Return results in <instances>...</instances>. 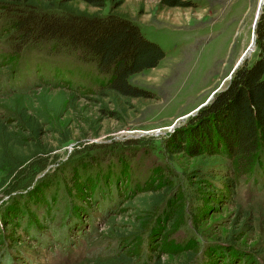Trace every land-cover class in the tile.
Listing matches in <instances>:
<instances>
[{
    "label": "rangeland",
    "instance_id": "1",
    "mask_svg": "<svg viewBox=\"0 0 264 264\" xmlns=\"http://www.w3.org/2000/svg\"><path fill=\"white\" fill-rule=\"evenodd\" d=\"M181 1L189 5L167 6L158 0H124L119 7L118 12L136 24L145 39L161 48L163 57L156 66L127 77L130 85L149 92L151 98H131L129 104L119 102L126 109L125 115L117 119L104 114L96 125L99 131L95 137L90 134L83 137L88 128L78 117L94 118L102 114L98 112L100 101L91 98L89 92L103 85L105 77L91 64L79 62L61 52L49 54L45 47L33 45L16 58H8L5 57L7 46L3 44L4 39H0V113L7 114L19 105V99H11L13 93L24 91L30 94L35 105L41 97L57 99L63 95L66 99L63 105L75 109L64 112L62 117L50 116L55 124L57 121L63 126L70 123L67 129L71 140L56 150L60 154L59 161L64 160L80 141L103 143L152 135L158 137L150 149L154 161L168 165L166 177L173 184L184 180L182 172L202 160L181 152L168 161L162 148V137L183 125L191 112L200 108L210 96L215 97L226 88L234 71L242 65L249 67L260 57L261 51L254 44L251 52L234 69L250 42L258 0ZM73 3L88 12L95 10L79 0ZM103 101L108 111L113 110L112 100ZM136 105L141 106L137 111ZM45 139L54 143L52 135L47 134ZM141 150L134 151L139 153L138 158L123 161L109 158L99 165V170L91 171L90 194L81 188L74 196L68 194L63 188L66 182H62L57 195L54 192L44 195L41 209L27 207L24 213L28 219L23 221L28 236L19 228L16 219L6 220L0 230V264H94V261L112 264L111 258L117 254L130 257L136 264H151V252L162 264H222L220 257L215 258L203 250L210 241L224 237L234 219L233 208L228 202H222L210 212L198 202L199 199L187 200L186 194L190 192L192 195L190 186L193 181L179 186V193L183 191L185 195L182 196L186 198H183V207L188 205L189 212L195 215L196 233L204 241L196 239L194 248L187 246V253L194 254L192 261L188 263L183 259L185 252L175 245L172 229L164 236V242H159L158 248L149 245L147 249L144 236L120 237L126 235V229L133 222L138 190L154 179L150 175V161ZM213 160L224 173L231 169L229 160L216 156ZM261 163V170L243 177L236 183L234 191L235 203L249 209L254 219L253 231L236 243L238 249L233 250L234 255H246L252 259L254 255L259 256L258 263L251 259L240 264H264V177L257 185L264 175V157ZM46 171L39 173L32 185H38L37 179ZM214 178L220 180L218 175ZM1 196L0 192V206L13 200ZM181 216L179 231L193 237L192 230L184 222V209ZM39 238L41 242L38 243ZM233 258L230 256L228 264H236L238 258Z\"/></svg>",
    "mask_w": 264,
    "mask_h": 264
},
{
    "label": "trees",
    "instance_id": "2",
    "mask_svg": "<svg viewBox=\"0 0 264 264\" xmlns=\"http://www.w3.org/2000/svg\"><path fill=\"white\" fill-rule=\"evenodd\" d=\"M73 1L0 0V39H4L3 44L7 46L5 57L16 58L27 48L37 45L45 47L49 54L61 52L79 62L91 64L98 74L105 77L103 85L89 92L91 98L100 101L98 112L102 114L94 118L87 115L78 117L90 129L83 133V137L88 134L95 137L99 131L96 125L104 114L117 119L125 115L126 109L119 102L129 104L131 98H151L149 92L130 85L127 77L156 66L163 57V51L145 39L137 25L118 12L124 0H79L94 7L92 12L79 9ZM158 2L167 6L189 5L181 0ZM254 31L260 57L249 67L242 65L234 71L226 88L198 108L194 115L188 116L183 125L162 137V148L168 161L181 152L202 160L182 172L184 180H178L176 184L166 177L168 165L156 163L150 155V149L158 138L152 135L103 143L80 141L64 160L59 161L60 154L56 150L71 140L67 129L70 123L63 126L57 121L55 124L50 116L62 117L64 112L74 107L63 105L66 100L63 95L57 99L41 97L35 105L30 94L24 91L13 93L11 99H19V105L7 114L0 113V192L2 198L9 196L8 199H13L0 206V230L6 225V220L16 219L19 228L28 236L23 221L28 219L24 213L27 207L41 209L44 195L47 192L57 195L62 182H66L67 186L63 188L68 194L74 196L80 188L90 194L93 184L91 171L99 170V165L109 158H119V161L136 158L139 153L134 151L142 149L140 152L150 161V175L157 179V183L153 179L138 190L133 222L126 229V235L120 237L144 236L147 249L149 245L158 248L159 242L163 243L164 236L172 229L175 245L185 252L183 259L188 263L192 261L194 254L187 253L186 248H194L196 239L202 241V238L196 233L195 215L189 212L188 205L183 207V198H186L182 196L183 191L182 194L179 191L183 182L193 181L190 186L192 195L188 192L187 200L199 199L198 202L210 212L222 202H228L234 211L231 227L224 237L210 241L203 251L215 258L220 257L222 264H228L230 256L234 260L238 258L236 264L250 261L252 257L237 256L233 251L238 249L236 243L254 228L251 211L235 203L234 191L236 183L243 177L261 170L264 157V3ZM107 99L114 102L113 110L106 109L103 100ZM140 107L136 105L135 111ZM47 134L54 136V143L46 141ZM214 156L229 160L231 169L224 173L213 160ZM49 165L52 166L46 169ZM44 171L37 179L40 183L32 185L34 178ZM216 175L219 181L214 178ZM29 202L33 204L29 205ZM181 206L185 213L184 222L192 230L193 237L178 229L182 220ZM154 254L150 253L153 256L151 264H162ZM258 257L254 255V263H258ZM111 261L112 264H136L123 254H117Z\"/></svg>",
    "mask_w": 264,
    "mask_h": 264
},
{
    "label": "water",
    "instance_id": "3",
    "mask_svg": "<svg viewBox=\"0 0 264 264\" xmlns=\"http://www.w3.org/2000/svg\"><path fill=\"white\" fill-rule=\"evenodd\" d=\"M263 3H264V0H259L258 3H257L256 13H255V16H254V20L252 22V35H251L250 42H249L247 48L242 53V55L239 58L238 62L234 66V69L240 64V62H242V60L247 56V54H249L251 52V50H252V48H253V46L255 44V33H254V29H255V26H256V22H257L258 16H259V14L261 12V8H262ZM210 98H211V96L209 97L208 101H206L201 106H204L205 104H207L209 102ZM197 110H198V108H196L193 112H191L190 115H194ZM185 117L186 116H184L183 118H185Z\"/></svg>",
    "mask_w": 264,
    "mask_h": 264
},
{
    "label": "bare ground",
    "instance_id": "4",
    "mask_svg": "<svg viewBox=\"0 0 264 264\" xmlns=\"http://www.w3.org/2000/svg\"><path fill=\"white\" fill-rule=\"evenodd\" d=\"M258 1H259V0H258ZM257 3H258V2H257ZM243 52H244V51H243ZM241 55H242V54H241ZM240 57H241V56H240ZM240 57H239V58H240ZM238 60H239V59H238ZM237 62H238V61H237Z\"/></svg>",
    "mask_w": 264,
    "mask_h": 264
},
{
    "label": "crops",
    "instance_id": "5",
    "mask_svg": "<svg viewBox=\"0 0 264 264\" xmlns=\"http://www.w3.org/2000/svg\"><path fill=\"white\" fill-rule=\"evenodd\" d=\"M235 63V62H234Z\"/></svg>",
    "mask_w": 264,
    "mask_h": 264
}]
</instances>
